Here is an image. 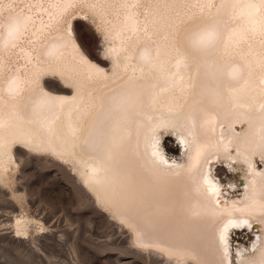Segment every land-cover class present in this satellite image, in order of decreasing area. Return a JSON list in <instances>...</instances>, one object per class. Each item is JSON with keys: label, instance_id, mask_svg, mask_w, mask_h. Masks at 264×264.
Masks as SVG:
<instances>
[{"label": "bare ground", "instance_id": "bare-ground-1", "mask_svg": "<svg viewBox=\"0 0 264 264\" xmlns=\"http://www.w3.org/2000/svg\"><path fill=\"white\" fill-rule=\"evenodd\" d=\"M161 128L180 162L165 157ZM17 147L69 162L137 246L230 264L229 228L256 222L237 262L264 264V0H0L1 185ZM218 157L245 167L241 195L210 175ZM28 223L16 219L15 234Z\"/></svg>", "mask_w": 264, "mask_h": 264}, {"label": "rangeland", "instance_id": "rangeland-1", "mask_svg": "<svg viewBox=\"0 0 264 264\" xmlns=\"http://www.w3.org/2000/svg\"><path fill=\"white\" fill-rule=\"evenodd\" d=\"M76 18L87 46L101 54L100 35L91 19ZM45 85L62 90L55 76L45 79ZM159 135L165 157L180 162L183 153L173 130L161 128ZM233 162L210 160V175L228 198L241 195L244 183L245 167ZM255 165L262 168L263 161L256 157ZM20 218L29 220V226L17 236L13 225ZM248 225L229 228L230 264H238L236 248L250 252L255 245L260 225ZM130 236L127 227L95 202L69 162L17 147L7 184H0V264H175L133 244Z\"/></svg>", "mask_w": 264, "mask_h": 264}]
</instances>
